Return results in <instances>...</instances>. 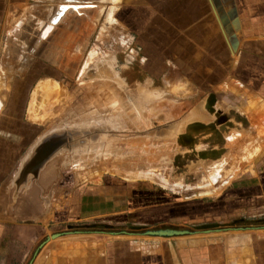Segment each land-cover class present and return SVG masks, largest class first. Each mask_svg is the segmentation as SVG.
I'll use <instances>...</instances> for the list:
<instances>
[{"label":"crops","instance_id":"obj_1","mask_svg":"<svg viewBox=\"0 0 264 264\" xmlns=\"http://www.w3.org/2000/svg\"><path fill=\"white\" fill-rule=\"evenodd\" d=\"M51 2L50 10L55 8L56 1ZM110 2L115 4L110 7L108 17L112 15L117 30L133 46L128 57L134 62L124 61L121 68L123 74L132 68L134 75H139L140 79H134L131 87L167 90L148 91L145 101L139 99L142 106H154L135 113L138 128L131 135L125 134V122L117 115L113 131L118 133V141L124 143L126 137L151 135L156 138L158 128H168L160 129L163 136L171 130L178 135L190 123H209L204 109L209 94L214 97L213 106L226 103L224 96L232 93V100L242 99L247 108L253 104L264 108V0ZM45 6V0H0V40L8 18L19 14L28 20L30 9L39 12ZM91 6L80 0L58 4L39 32L40 41L49 38L66 14L73 11L80 14ZM44 20L45 15L41 20L39 14L36 17V23L43 24ZM60 47L58 40L48 45L53 50ZM30 50H34L33 46ZM44 51V43L37 42L33 59L23 67L0 66V264H24L31 246L30 234L40 242L46 237L43 222L49 217L48 205L56 184L55 175L48 173L50 160L30 182L26 179L12 190L17 170L43 133L33 107L35 100L45 96L44 91L60 89L55 75L61 68ZM3 57L12 54L6 52ZM125 84L124 74L118 86L126 87ZM57 95L54 91V96ZM158 104L165 108H158ZM247 108V113L242 114L246 124H235L230 117L228 122L233 127L221 130V126H216L223 147L228 133L239 130L238 125L255 133L263 131L257 122L260 117L264 119V112L260 116ZM239 111L235 110L240 114ZM171 122H176L179 129L177 125L172 128ZM110 126L107 124V129ZM203 136L192 135L198 141L205 140ZM206 136L210 143H218L217 136L210 133ZM104 145L103 141L102 153H114V148ZM80 152L91 155L93 149L86 145ZM82 167L85 170L79 180L74 175L75 181L65 198L66 222L102 221L109 217L118 220L132 214L135 220L149 219L172 230L188 228L187 225H231L172 237L112 234L103 230L62 235L49 238L35 253L31 264H264V227L232 229V211L238 213V207L253 198L258 178L241 175L212 196L177 199L173 192L162 191L147 182L116 179L102 171L94 173L93 165L86 161Z\"/></svg>","mask_w":264,"mask_h":264},{"label":"rangeland","instance_id":"obj_2","mask_svg":"<svg viewBox=\"0 0 264 264\" xmlns=\"http://www.w3.org/2000/svg\"><path fill=\"white\" fill-rule=\"evenodd\" d=\"M51 1L53 0H45V9L40 8L39 12L30 9L28 20L21 18L19 14L8 18L4 25L5 32L0 40V66H16L14 64L22 66L29 63L33 59L32 55L36 53V43L39 42L44 43L45 54L51 60L58 62L61 68V71L55 75L60 89L44 91L45 96H39L33 105L36 115L40 118L38 123L41 124L43 130L39 140L52 134L65 132L72 136V142L60 147L49 158L50 161L47 164L50 169L47 171L55 175L56 184L50 196V206L48 205L49 217L46 218L45 223L43 222L46 227L45 236L50 237L56 234L58 237L90 230H103L112 234L123 232L132 235H142L145 231L151 230H172L165 229L166 226L155 225L149 219L135 220L132 214L123 219L118 218V220L109 217L102 221L66 222L65 198L68 197L71 185L75 181L74 175L76 174L79 180L81 173L85 170L82 167L85 161L93 165L94 173L102 171L111 174L116 179L126 177V179L147 182L162 191L173 192L174 198L177 199L209 197L233 183L241 175L254 176L258 178V184L254 185L255 189L252 191L254 196L251 200H245L244 206L238 207L240 209L238 213L232 211V229L258 230L264 227V119L260 117V121L257 122V126L263 131L260 129L256 133L255 130L248 131L237 124L239 130L232 129L228 133L224 147L214 141L210 146L202 141L193 146L194 152L209 147L223 149L225 153L220 154L214 160L187 162V157L183 158V156H189L190 150L181 149L176 144L177 132L171 130L163 136V132L168 128H158L156 138L151 135L150 138L128 139L126 137L124 143L118 141V133L113 131L117 115L120 114L119 116L125 122V134L131 135L134 128H138L135 113L136 115L137 112L140 113L141 108L154 106H142L139 104V99L145 101L148 91L161 93L167 90L147 91L131 87L134 79H140L139 75H134L132 68L124 73L126 87L118 86V81L121 82L124 77L121 71L122 65L134 62L128 57L133 46L128 43L127 36L117 30L111 19L112 15L108 17L110 7L115 4L110 0H80V2H89L92 6L80 14L74 11L66 14L49 38L40 41L41 28L48 22L56 6L65 0H55V8L50 10L48 6L53 3ZM38 14L40 20L45 15V23H36ZM53 40L60 41L61 47L58 50L49 48V51L48 45L51 46ZM32 46L34 50L28 51ZM6 52H10L12 57H3ZM54 91H57V97L54 96ZM232 95L234 94L224 96L226 103L214 105V110L227 113L228 110L238 109L241 112L238 114L244 116L242 114L247 113V107L242 99L232 100ZM157 107L165 108L159 104ZM177 108L180 110L181 106ZM250 108L260 116L262 111L264 112V108L256 104L250 105ZM206 113L208 114L207 111ZM205 119L212 122L214 117L208 114ZM231 119L235 124L238 123L233 118ZM107 124H111L108 129ZM171 124L172 128L177 125L176 122H171ZM176 127L179 129V125ZM72 133L77 134L75 136ZM206 135L203 137L208 140L209 136ZM39 140L34 143V146ZM103 141L104 148L112 147L114 153L101 152ZM86 145L93 149L91 155L80 152ZM68 150L73 152L70 153ZM175 156H180L182 162L178 161L173 165ZM117 157L119 162H117ZM27 179L30 182L32 177L29 175ZM15 188L12 184L13 191ZM41 224L39 222V225ZM229 225L231 224L215 227L222 229ZM187 227H179V229L193 233L215 229L214 226L187 225ZM36 238L34 239V234H30L31 246L29 254L24 259V264H31L35 253L40 249H37L40 240Z\"/></svg>","mask_w":264,"mask_h":264},{"label":"water","instance_id":"obj_3","mask_svg":"<svg viewBox=\"0 0 264 264\" xmlns=\"http://www.w3.org/2000/svg\"><path fill=\"white\" fill-rule=\"evenodd\" d=\"M214 104V97L212 94H209L204 103V109L208 112V114L213 115L214 120L212 122H209L207 124L202 123H190L185 127L184 133L178 134L176 136V144L181 149H187L190 150L189 156H183V158L187 157V162L190 161H197V160H214L217 159L220 154L223 153V149L219 148V150H201L199 152H194L193 146L197 144V139H194L192 135H197L199 133L201 134H213V136L218 135V131L216 130V126L225 127L230 125L228 122V118L232 117L235 122H240L241 125L246 124L245 120L241 115L236 113L233 110H228L227 113H221L220 111H216L213 108ZM225 125V126H224ZM67 134H70L68 132H65ZM57 135L59 134H52L50 136H47L36 144L29 152V154L26 157V160L23 162V164L20 166L18 174L14 180V185L16 189L24 184L26 182V179L30 175L32 178L36 177V174L40 167L60 148L63 147L65 143V140L62 138H58ZM202 142L205 144L207 143L209 146L211 143H209V140H202ZM222 143V139L218 135V145ZM182 162L180 160V156H175L173 159V165H175L177 162ZM22 178V179H21ZM19 179V180H18ZM193 232H189L186 230H151V231H145L143 235L147 236H158V237H172V236H181V235H188ZM57 237V235H51L50 237H45L44 240L40 242V244L37 246V249L40 248L49 238ZM36 249V250H37ZM35 250V252H36Z\"/></svg>","mask_w":264,"mask_h":264},{"label":"bare ground","instance_id":"obj_4","mask_svg":"<svg viewBox=\"0 0 264 264\" xmlns=\"http://www.w3.org/2000/svg\"><path fill=\"white\" fill-rule=\"evenodd\" d=\"M57 87V86H56ZM250 106V105H249ZM253 107V106H252ZM249 109H250V107H249ZM253 112H255V111H253ZM244 119V118H243ZM245 120V119H244ZM246 121V120H245ZM225 126V125H224ZM230 127H233V125L232 124H230V125H228V126H225V127H221V130H226V128H230ZM216 128V127H215ZM217 130V129H216ZM76 134L77 133H72V135H75L76 136ZM218 135H219V137L221 138V134H220V132H218ZM218 135H217V138H218ZM60 136H62V139H64L65 140V143H70V142H72V136H71V134H67V133H61L60 135H57V137L58 138H60ZM194 139H197V138H194ZM222 139V138H221ZM200 141H202V140H200ZM200 141H198L197 140V142H200ZM209 143H210V140H209ZM223 143V142H222ZM222 143L220 144L221 146H222ZM219 145V146H220ZM211 148V147H210ZM207 150H211V149H207ZM212 151H214V150H212ZM217 151V150H216ZM22 179V178H21Z\"/></svg>","mask_w":264,"mask_h":264}]
</instances>
